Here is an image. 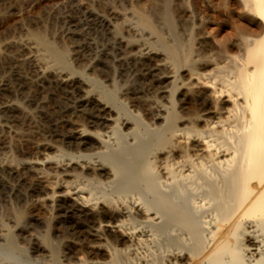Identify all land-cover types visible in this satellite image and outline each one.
<instances>
[{"label":"bare ground","instance_id":"bare-ground-1","mask_svg":"<svg viewBox=\"0 0 264 264\" xmlns=\"http://www.w3.org/2000/svg\"><path fill=\"white\" fill-rule=\"evenodd\" d=\"M222 1L225 18L221 23L226 27L232 24V29H228L233 31L218 41L220 50L214 60L203 57L204 54L194 57V36L186 41L179 33L170 0H164L160 8L150 5L146 9L138 6L139 3L136 5L140 27L158 36L164 55L162 64L151 56L144 59L158 70L171 67L174 76L162 75L159 91L162 103L154 109L153 128L145 137L137 134L138 121L132 126L129 121L122 122V128L116 124L114 133L132 127L130 133H121V138L134 137L132 144L121 145L122 141H118L117 149L97 132L99 161L96 165L82 167L90 177L89 186L94 189L73 192L71 186H64V194L56 195L55 192L37 203L35 199L33 203L36 204L27 211L45 219L42 243L50 255L49 264L62 263L59 243L52 234L55 228L44 210L48 205L46 201L56 197L60 198H57L58 212L76 208L85 213L86 221L104 228L113 243L101 242L97 231L78 230L75 236L72 235L76 246L71 249L95 255L108 252L110 261L106 264H124L135 249L147 246H142L148 242L145 235L132 224H142L141 228L146 224L156 226L161 237L158 248L169 257L170 264H264V0ZM159 14L170 39L156 29L154 16ZM33 31L27 33L24 47L35 54L42 53L38 58L43 62L61 65L71 71L66 52L49 43L43 30ZM126 44L127 48L131 45ZM182 70L186 71L189 82L180 76ZM168 78L172 81L166 82ZM81 83L75 82L80 87ZM181 87L185 90L180 91ZM109 95L104 100L93 97L91 102L99 113L112 117L115 112L111 104L116 98ZM101 121L105 120L97 118L94 123L100 127ZM87 135L86 130L71 135L69 147L90 150ZM36 191L38 198L48 196L44 188ZM96 191L99 196L94 194ZM190 191L193 192L191 196L199 192L204 198L200 207H205L201 210L208 212L209 219H202V224V220L199 221L201 215L198 218L194 214L198 202L193 210L192 206H187L190 204L186 193ZM137 194L142 197L136 198ZM196 198L191 199L195 201ZM205 213L202 216H206ZM14 215L19 226L26 211L21 209ZM179 227H184L195 241L185 254L174 249L178 242L174 237L176 234L172 236L171 232ZM149 234L147 236L152 235ZM54 235L58 238V234ZM157 235L153 234L154 237ZM3 242L0 255L6 264H39L21 247L18 235L7 232ZM18 251L20 256L16 254ZM156 260V263L160 261L159 256Z\"/></svg>","mask_w":264,"mask_h":264},{"label":"rangeland","instance_id":"rangeland-1","mask_svg":"<svg viewBox=\"0 0 264 264\" xmlns=\"http://www.w3.org/2000/svg\"><path fill=\"white\" fill-rule=\"evenodd\" d=\"M170 3L179 33L186 41L191 35L194 36V57L204 54L205 58L217 59L220 50L218 41H222L226 33L233 31H230L232 24L226 27L221 23L225 18L223 1L170 0ZM137 4L146 9L150 5L160 8L164 0H0V250L4 247L5 235L12 232L18 235L21 247L30 254L34 262L49 264L51 258L42 243V235L46 230L45 219L27 212L32 204L55 192L56 195L59 192L64 194V186H71L73 192L94 189V186H89V176L83 172L82 167L86 164L96 165L99 161L97 132L110 140L112 147L117 149L120 144L118 141H122L121 145H128L133 143L134 137L128 135L127 138H121V133H130L132 127L114 133L116 124L120 127L122 122L129 121V126H132L138 121L140 125L137 134L140 137H145L153 128L154 109L162 103L159 94L162 75L174 74L171 67L169 70L163 67L158 70L144 59L151 56L162 64L164 55L158 36L140 27ZM156 16L154 23L157 31L170 39L162 24L161 15ZM33 30H43L49 43L66 52L71 71L61 65L43 62L38 58L42 53L36 51L35 54V51L24 47L26 36ZM126 43H130V47L127 48ZM180 76L185 82H189L185 70L180 72ZM76 81L82 82V88L75 84ZM170 81L172 79L168 78L166 82ZM184 90V87L180 88V91ZM108 94L116 98L111 104L115 112L112 117L99 113L97 106L91 102L93 97L104 100ZM97 118L105 120L101 121L103 125L100 127L94 123ZM110 118L113 120H109ZM85 130L89 134L87 148L90 150L70 148L69 139L75 133ZM40 187L48 192V196H35ZM191 193L193 192L186 193L190 205L186 204L192 206V210L195 205H199L194 210L195 216L199 218L205 213V210H201L205 207H200L204 198L196 192L192 195L200 199L192 201L194 197ZM94 194L100 195L97 191ZM135 196L142 197L138 194ZM57 198L59 197L48 201L49 203L46 201L51 206L45 205L44 210L55 228L52 234L60 246L61 264H106L110 261L108 252L95 255L89 251L72 250L76 246L72 237L80 230L91 233L97 231L103 243L113 241L108 239L109 236L101 225L86 221L85 213L82 214L76 208L58 212L60 198ZM21 209L26 211V216L17 226L14 213ZM207 213L206 211L205 215ZM201 216L199 221L209 219L208 215V218ZM147 225L141 228L142 224H132L145 235L148 242L145 240L146 244L142 246L148 247L137 248L143 249L138 252L135 249L137 253L132 252L128 256L130 259L127 257L124 264H170L167 261L169 257L158 248L161 237L156 226L149 224L148 226H153L150 231ZM202 226H205L204 223ZM184 229L179 227L171 232L172 236L176 234L174 237L178 242L174 249L180 250L182 254L195 245L192 234ZM54 234H58V238ZM148 234L152 235L147 236ZM153 234L158 235L154 237ZM16 254L20 256L19 251ZM158 256L160 261L156 263ZM0 264H6V261H2V255Z\"/></svg>","mask_w":264,"mask_h":264}]
</instances>
